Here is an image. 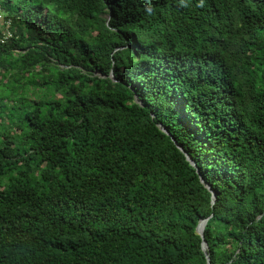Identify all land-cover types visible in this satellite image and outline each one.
<instances>
[{"label": "trees", "instance_id": "obj_1", "mask_svg": "<svg viewBox=\"0 0 264 264\" xmlns=\"http://www.w3.org/2000/svg\"><path fill=\"white\" fill-rule=\"evenodd\" d=\"M1 6L0 264H264V0Z\"/></svg>", "mask_w": 264, "mask_h": 264}, {"label": "water", "instance_id": "obj_2", "mask_svg": "<svg viewBox=\"0 0 264 264\" xmlns=\"http://www.w3.org/2000/svg\"><path fill=\"white\" fill-rule=\"evenodd\" d=\"M113 76V75H112ZM138 98V97H137ZM163 130L169 134V132L163 128ZM181 149L182 147L179 146ZM187 155V159L191 162V164L193 166L196 167V162L188 155ZM201 180L203 183H205L204 179L201 177ZM207 185V184H206ZM207 187L210 189V191L213 193V203L215 202L216 198H215V192L212 190L211 186L207 185ZM209 218H206V219H201L199 221V224L197 226V232L198 234L202 237V248H203V251L205 252L206 254V258H207V264H211V260H210V256H209V253H208V243L207 241L205 240V236H204V230H205V227H206V224L208 222Z\"/></svg>", "mask_w": 264, "mask_h": 264}, {"label": "built area", "instance_id": "obj_3", "mask_svg": "<svg viewBox=\"0 0 264 264\" xmlns=\"http://www.w3.org/2000/svg\"><path fill=\"white\" fill-rule=\"evenodd\" d=\"M11 26H12V21L10 18H7L1 6V0H0V36H2L1 38L2 42L8 40L9 38H12L13 32ZM2 28L4 30H1Z\"/></svg>", "mask_w": 264, "mask_h": 264}, {"label": "rangeland", "instance_id": "obj_4", "mask_svg": "<svg viewBox=\"0 0 264 264\" xmlns=\"http://www.w3.org/2000/svg\"><path fill=\"white\" fill-rule=\"evenodd\" d=\"M1 30H4V29L2 28ZM3 90H4L5 92H7L9 89L4 88ZM9 95H10V94H9ZM9 95H8V96H9ZM6 96H7V95H6Z\"/></svg>", "mask_w": 264, "mask_h": 264}]
</instances>
